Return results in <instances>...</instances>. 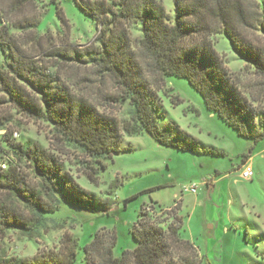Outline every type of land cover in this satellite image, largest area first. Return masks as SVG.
<instances>
[{
    "label": "trees",
    "instance_id": "16d2710c",
    "mask_svg": "<svg viewBox=\"0 0 264 264\" xmlns=\"http://www.w3.org/2000/svg\"><path fill=\"white\" fill-rule=\"evenodd\" d=\"M35 1L0 0V130H5L0 134L5 143L0 148V240L8 229L37 237L62 203L73 208L72 220L84 212L96 218L109 215L113 205L111 198L80 187L52 151L29 139L15 140L6 126L12 119L3 110L6 104L47 122L60 151L67 145L79 148L92 182L107 159L131 149L123 146L124 134L148 133L158 144L177 150L224 154L203 147L172 122L160 124L165 113L158 91L170 76L186 78L206 109L241 137L254 144L264 140L263 0H173L172 16L162 0H77L100 25L83 47L67 41V33L61 44L52 43L48 32L40 33L43 12ZM55 13L68 29L63 9L56 7ZM133 29L139 34L133 36ZM216 33H223L252 68V80L228 70L211 39ZM72 64L90 67L98 76L93 95L82 86L74 89L62 75ZM125 104L128 117L106 111ZM151 203L159 213L141 205L129 230L133 248L118 251L119 228L101 227L83 245L78 236L66 234L58 249L31 256L10 255L0 246V264H73L79 250L86 264H199L198 247L183 237L181 204L167 210Z\"/></svg>",
    "mask_w": 264,
    "mask_h": 264
},
{
    "label": "rangeland",
    "instance_id": "374dc122",
    "mask_svg": "<svg viewBox=\"0 0 264 264\" xmlns=\"http://www.w3.org/2000/svg\"><path fill=\"white\" fill-rule=\"evenodd\" d=\"M76 1L36 0L40 12H43L38 31L48 32L55 44L65 41L67 33V41L79 47L89 45L100 25L87 16L75 4ZM162 2L172 16L173 0ZM56 7L63 9L68 29L57 17ZM14 32L20 33L17 29ZM138 34L139 31L133 29V36ZM211 39L215 49L223 55L229 71L239 74L243 80L253 79L252 68L246 67V62L223 33H216ZM69 66L62 70V75L75 84L74 89L82 86L84 92L93 95L99 83L98 76L90 67ZM85 78L95 81L90 83ZM110 85L107 82L105 88L109 89ZM158 97L165 113V117L160 118L161 125L172 122L199 139L203 147L224 154L177 150L158 144L148 133L124 134L123 146L131 145V149L121 150L107 159L106 168L98 173L97 181L92 182L86 177V157L79 148L67 145L60 151L47 122L4 105L3 110L12 116L6 126L9 131L17 132L15 140L29 139L52 151L61 161L63 170L80 187L100 198H111L113 205L109 215L96 218L84 212L72 220L73 208L62 203L57 212L49 215L45 229H41L37 237L28 239L17 229H8L0 246L10 255L31 256L41 250L58 249L66 234L78 236L80 245H83L101 227L111 229L117 226L120 230L118 251L133 248L135 242L129 230L141 205L144 203L149 212L159 213L151 201L167 210L179 202L184 215L183 237L198 247L202 258L199 264H264V140L252 143L217 114L208 111L202 97L186 78L166 77ZM128 108L125 104L106 111L121 118L128 117ZM4 146L5 143L0 141V148ZM245 154L248 157H243ZM247 164L254 173L251 179L239 175ZM190 184L197 185L196 193L182 191ZM132 195L135 196L130 198ZM166 212L161 216H166ZM73 264H86L81 250Z\"/></svg>",
    "mask_w": 264,
    "mask_h": 264
},
{
    "label": "built area",
    "instance_id": "2783aa9c",
    "mask_svg": "<svg viewBox=\"0 0 264 264\" xmlns=\"http://www.w3.org/2000/svg\"><path fill=\"white\" fill-rule=\"evenodd\" d=\"M4 132H5L4 129H1L0 130V134H3ZM12 136L13 137H16L17 136V132L16 131L13 132L12 133ZM1 167L4 168L5 167V164L4 163H1ZM239 175H240V177H242L244 179H251L253 177V175H254L251 165L250 164H247L246 166H244L240 170ZM182 191L196 193L197 192V185L196 184H190V185L184 186L182 188Z\"/></svg>",
    "mask_w": 264,
    "mask_h": 264
}]
</instances>
